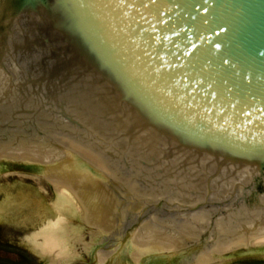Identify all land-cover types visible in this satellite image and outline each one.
<instances>
[{
	"label": "water",
	"instance_id": "95a60500",
	"mask_svg": "<svg viewBox=\"0 0 264 264\" xmlns=\"http://www.w3.org/2000/svg\"><path fill=\"white\" fill-rule=\"evenodd\" d=\"M12 171L85 206L0 184V244L38 264L264 253V0H0Z\"/></svg>",
	"mask_w": 264,
	"mask_h": 264
},
{
	"label": "rangeland",
	"instance_id": "374dc122",
	"mask_svg": "<svg viewBox=\"0 0 264 264\" xmlns=\"http://www.w3.org/2000/svg\"><path fill=\"white\" fill-rule=\"evenodd\" d=\"M12 177H15L17 181L21 184L32 183L47 202L52 203V201L54 200L55 194L51 189V187L54 190L55 188L52 182H50V186H51L50 187L47 181H45L42 177L36 174L20 172V171H12V172H5L0 174V184L5 186H11ZM4 196H5L4 193L0 194V201L4 199ZM71 199L70 200L72 201V203L76 208V211L72 217L73 222H79L84 215L81 203L76 198L75 200H73V198ZM20 252L27 257L28 264H38V262L30 254L26 253L22 249L8 245H3V244H0V264H19V263L22 264L23 263L22 261L26 262L25 259H22L18 255V253ZM210 264H264V253L230 257V258L211 262Z\"/></svg>",
	"mask_w": 264,
	"mask_h": 264
},
{
	"label": "bare ground",
	"instance_id": "6f19581e",
	"mask_svg": "<svg viewBox=\"0 0 264 264\" xmlns=\"http://www.w3.org/2000/svg\"><path fill=\"white\" fill-rule=\"evenodd\" d=\"M51 182L53 183L55 190L62 191L64 194H66L68 196L69 199H71V198H73V200H75V198L78 199V197L74 194V192L69 188V186L67 184H65L61 181H56V180H52ZM79 202L81 203L83 213H84L83 219H86L85 206L83 205V203L80 200H79Z\"/></svg>",
	"mask_w": 264,
	"mask_h": 264
},
{
	"label": "flooded vegetation",
	"instance_id": "af4514ba",
	"mask_svg": "<svg viewBox=\"0 0 264 264\" xmlns=\"http://www.w3.org/2000/svg\"><path fill=\"white\" fill-rule=\"evenodd\" d=\"M26 237H27V236H26ZM12 239H13V238H12ZM9 240L11 241V238H10ZM29 253H31V252L29 251ZM18 255H19L22 259H25V260H26V262H25V261H22V262H23L22 264H28V263H27L28 259H27V257H26L25 255H23L21 252L18 253ZM23 256H24V258H23ZM19 264H21V263H19Z\"/></svg>",
	"mask_w": 264,
	"mask_h": 264
}]
</instances>
